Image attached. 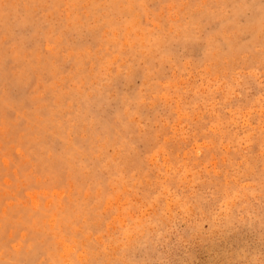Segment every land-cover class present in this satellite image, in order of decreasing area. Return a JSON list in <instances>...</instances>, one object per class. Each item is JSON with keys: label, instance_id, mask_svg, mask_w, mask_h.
<instances>
[{"label": "rangeland", "instance_id": "1", "mask_svg": "<svg viewBox=\"0 0 264 264\" xmlns=\"http://www.w3.org/2000/svg\"><path fill=\"white\" fill-rule=\"evenodd\" d=\"M262 85L260 0H0V264L264 258Z\"/></svg>", "mask_w": 264, "mask_h": 264}, {"label": "snow or ice", "instance_id": "2", "mask_svg": "<svg viewBox=\"0 0 264 264\" xmlns=\"http://www.w3.org/2000/svg\"><path fill=\"white\" fill-rule=\"evenodd\" d=\"M260 24L262 30H264V0H260ZM262 96H264V85H262ZM262 182H261V193L264 196V172H262ZM259 220H260V236L261 240L264 241V202H262L260 213H259ZM249 264H264V258L257 261L249 262Z\"/></svg>", "mask_w": 264, "mask_h": 264}, {"label": "bare ground", "instance_id": "3", "mask_svg": "<svg viewBox=\"0 0 264 264\" xmlns=\"http://www.w3.org/2000/svg\"><path fill=\"white\" fill-rule=\"evenodd\" d=\"M210 1V0H209ZM239 6V5H238ZM223 14V13H222ZM148 17V16H147ZM48 20V19H47ZM156 24V23H155ZM65 64V63H64ZM186 65V64H185ZM33 71V70H32ZM190 85V84H189ZM5 92V91H4ZM177 98V97H176ZM251 98V97H249ZM19 104V103H18ZM176 104V102H175ZM131 138V137H130ZM132 144V143H131ZM160 155V154H159ZM56 164V163H55ZM168 164V163H167ZM56 173V172H55ZM55 175V174H54ZM53 181V180H52ZM55 181V180H54ZM89 182V181H88ZM56 183V182H55ZM258 184V183H257ZM32 194V193H31ZM47 194V193H46ZM113 194V193H112ZM92 197V196H91ZM123 204V203H122ZM120 205V204H119ZM74 206V204H73ZM116 206V205H115ZM48 208V207H47ZM255 209V208H254ZM96 211V210H95ZM27 215V214H26ZM119 217V216H118ZM74 219V218H73ZM75 222V221H74ZM112 225V224H111ZM144 227V226H143ZM84 228V227H83ZM24 234V233H23ZM112 235V234H111ZM100 236V235H99ZM38 238V237H37ZM45 239V238H44ZM102 241V240H101ZM67 243V242H66ZM36 244V243H35ZM92 244V243H91ZM13 245V244H12ZM94 246V245H93ZM84 249V248H83ZM72 250V249H71ZM128 251V250H127ZM134 262V261H133Z\"/></svg>", "mask_w": 264, "mask_h": 264}]
</instances>
